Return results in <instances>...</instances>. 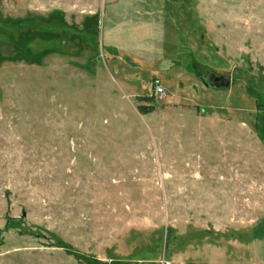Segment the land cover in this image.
<instances>
[{
  "label": "rangeland",
  "instance_id": "374dc122",
  "mask_svg": "<svg viewBox=\"0 0 264 264\" xmlns=\"http://www.w3.org/2000/svg\"><path fill=\"white\" fill-rule=\"evenodd\" d=\"M0 264H264V0H0Z\"/></svg>",
  "mask_w": 264,
  "mask_h": 264
},
{
  "label": "water",
  "instance_id": "95a60500",
  "mask_svg": "<svg viewBox=\"0 0 264 264\" xmlns=\"http://www.w3.org/2000/svg\"><path fill=\"white\" fill-rule=\"evenodd\" d=\"M216 81H218L217 85H214V87L216 88H220V89H227L229 87V81L228 80H224L223 78H214ZM206 87H213V85H210V82H204Z\"/></svg>",
  "mask_w": 264,
  "mask_h": 264
},
{
  "label": "flooded vegetation",
  "instance_id": "af4514ba",
  "mask_svg": "<svg viewBox=\"0 0 264 264\" xmlns=\"http://www.w3.org/2000/svg\"><path fill=\"white\" fill-rule=\"evenodd\" d=\"M215 77H213L212 75L209 77V78H207L205 81H208V82H210V85H217L218 84V81H216L215 79H214Z\"/></svg>",
  "mask_w": 264,
  "mask_h": 264
},
{
  "label": "built area",
  "instance_id": "2783aa9c",
  "mask_svg": "<svg viewBox=\"0 0 264 264\" xmlns=\"http://www.w3.org/2000/svg\"><path fill=\"white\" fill-rule=\"evenodd\" d=\"M155 87H156V94L157 95H160V94H163V89L158 87V82H155Z\"/></svg>",
  "mask_w": 264,
  "mask_h": 264
},
{
  "label": "trees",
  "instance_id": "16d2710c",
  "mask_svg": "<svg viewBox=\"0 0 264 264\" xmlns=\"http://www.w3.org/2000/svg\"><path fill=\"white\" fill-rule=\"evenodd\" d=\"M203 83V85L205 86V84H204V82H202ZM206 87V86H205ZM209 87V86H208ZM141 110V112H142V114H148L150 111H147L145 108H141L140 109Z\"/></svg>",
  "mask_w": 264,
  "mask_h": 264
}]
</instances>
